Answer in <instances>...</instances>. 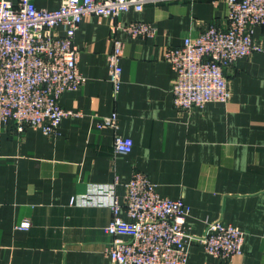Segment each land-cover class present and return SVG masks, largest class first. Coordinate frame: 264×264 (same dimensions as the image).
<instances>
[{
    "label": "crops",
    "instance_id": "crops-1",
    "mask_svg": "<svg viewBox=\"0 0 264 264\" xmlns=\"http://www.w3.org/2000/svg\"><path fill=\"white\" fill-rule=\"evenodd\" d=\"M35 3L56 9L61 0ZM226 12V0H160L115 18L83 19L75 44L85 80L60 98L75 114L52 134L0 120V264H115L106 253L110 206L71 200L115 178L122 200L135 171L190 207L187 234H202L217 219L244 231L240 254L224 260L190 243L186 264H264V25L252 35L262 49L226 69L227 102L176 107V72L165 59L187 36L225 25ZM134 21L152 23L155 33L131 35L124 26ZM115 40L123 46L116 97L108 58ZM114 111L117 127L101 126ZM116 134L133 139L130 153L115 151ZM121 216L127 218L124 210Z\"/></svg>",
    "mask_w": 264,
    "mask_h": 264
},
{
    "label": "built area",
    "instance_id": "built-area-1",
    "mask_svg": "<svg viewBox=\"0 0 264 264\" xmlns=\"http://www.w3.org/2000/svg\"><path fill=\"white\" fill-rule=\"evenodd\" d=\"M158 1L61 0L58 8L47 9L38 7L35 0H0V120L18 131L31 127L46 134L57 132L62 119L75 114L61 106L62 94L85 80L75 44L83 19L92 14L115 18ZM226 4L225 25L211 23L196 36H187L181 46L166 50L165 59L176 72L174 103L180 109L227 102L232 91L226 69L236 59L262 49L253 43L252 35L257 26L264 25V0H226ZM60 25L64 33L58 31ZM124 29L133 36L155 33L154 25L143 21L131 22ZM122 50V42L115 40L108 57L115 97L122 85ZM100 125L116 128L118 113L106 116ZM133 146L132 138L116 134L117 153H130ZM118 184L119 178L92 183L86 193L71 200L75 205L110 206L113 217L106 230L112 239L106 253L115 264H186L190 243L224 260L241 253L244 231L220 219L208 220L202 234H187L190 207L181 198L162 196L145 173H133L122 200ZM122 210L127 218L121 216Z\"/></svg>",
    "mask_w": 264,
    "mask_h": 264
}]
</instances>
